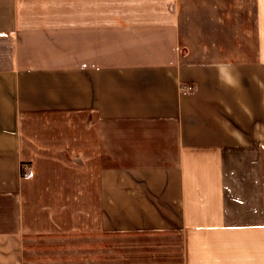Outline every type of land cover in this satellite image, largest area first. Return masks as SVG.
Returning a JSON list of instances; mask_svg holds the SVG:
<instances>
[{"label":"crops","instance_id":"obj_1","mask_svg":"<svg viewBox=\"0 0 264 264\" xmlns=\"http://www.w3.org/2000/svg\"><path fill=\"white\" fill-rule=\"evenodd\" d=\"M0 264H264V0H0Z\"/></svg>","mask_w":264,"mask_h":264},{"label":"rangeland","instance_id":"obj_2","mask_svg":"<svg viewBox=\"0 0 264 264\" xmlns=\"http://www.w3.org/2000/svg\"><path fill=\"white\" fill-rule=\"evenodd\" d=\"M35 253V252H34ZM34 253H32V252H30V251H27L26 252V259H28V260H34V258H43V257H47V256H40L37 252V254L36 255H32V254H34Z\"/></svg>","mask_w":264,"mask_h":264},{"label":"built area","instance_id":"obj_3","mask_svg":"<svg viewBox=\"0 0 264 264\" xmlns=\"http://www.w3.org/2000/svg\"><path fill=\"white\" fill-rule=\"evenodd\" d=\"M187 87V86H186ZM187 88H189V89H191L192 88V86L191 85H189ZM33 173V171H29V172H24V175H28V176H31V175H33L32 174Z\"/></svg>","mask_w":264,"mask_h":264}]
</instances>
